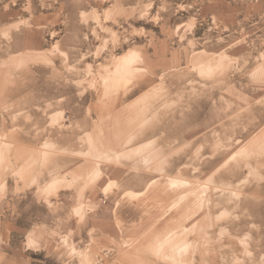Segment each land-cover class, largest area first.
<instances>
[{"label": "rangeland", "instance_id": "rangeland-1", "mask_svg": "<svg viewBox=\"0 0 264 264\" xmlns=\"http://www.w3.org/2000/svg\"><path fill=\"white\" fill-rule=\"evenodd\" d=\"M0 264H264V0H0Z\"/></svg>", "mask_w": 264, "mask_h": 264}]
</instances>
